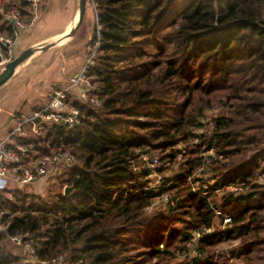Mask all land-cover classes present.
Wrapping results in <instances>:
<instances>
[{"label":"trees","instance_id":"obj_1","mask_svg":"<svg viewBox=\"0 0 264 264\" xmlns=\"http://www.w3.org/2000/svg\"><path fill=\"white\" fill-rule=\"evenodd\" d=\"M89 1L87 45L98 43L90 72L101 103L81 106L73 130L46 125L40 137H14L35 144L33 157L62 142L76 162L46 198L15 183L0 190V264H53L59 253L69 264H170L178 256L177 264H218L215 248L227 240L239 241L231 255L241 261L220 264H264V187L256 182L264 168V0ZM3 5L17 8L25 25L34 19L27 0ZM14 29L0 16V33L15 40ZM217 96L223 109L203 125L200 107ZM206 151L210 189L237 184L241 193L192 191L185 178ZM154 153L161 165H178L158 190L143 159ZM65 185L73 186L69 196ZM163 192L169 200L152 208ZM225 215L231 225L204 234L191 256V232L217 227ZM16 232H27L34 260L10 248L23 251L10 240Z\"/></svg>","mask_w":264,"mask_h":264},{"label":"built area","instance_id":"obj_2","mask_svg":"<svg viewBox=\"0 0 264 264\" xmlns=\"http://www.w3.org/2000/svg\"><path fill=\"white\" fill-rule=\"evenodd\" d=\"M27 1L34 10L35 19V13L38 10L40 0ZM0 16L3 19L10 20L14 24L17 38L19 37L18 27L29 29L34 20L28 25L23 24L20 19V11L17 8L6 9L3 5V0H0ZM15 41L16 39L14 40L8 33H0L1 60H6L5 56L11 57ZM97 48L98 43L89 50L90 53L85 62L65 84L51 87L45 105L33 110L27 116L16 114L12 116L11 127L0 139V190H6L12 183L19 185L40 183L44 186L54 184L57 181V177L63 173L65 168H69L75 164L76 155L62 142L51 152L39 157H33L30 155V152H34L35 154L37 151L35 144L31 141L27 143L16 142L14 141V137H27L31 134L40 137L46 125H58L67 130H73L80 124L83 117L81 106L97 107L100 105L101 100L98 96L100 84L90 72ZM5 49L8 51L7 55L5 54ZM199 120L203 125L206 124L204 118H200ZM209 128H212L211 124ZM59 139L61 140V138ZM202 156L203 160L197 171L185 178L186 183L191 187L192 191L206 197L214 191L239 194L244 190L242 185L237 184H230L221 189L211 190L213 181L211 179L203 181L202 179L208 176V166L211 161L210 156H213V151L203 152ZM143 159L149 170H152L151 176L154 175L156 177V182H152L150 188L158 190L159 184L164 179L162 173L158 171L161 163L158 161V158L149 159L145 156ZM256 182L264 187V168L257 172ZM6 195L8 196V193ZM157 200L166 203L169 200V193L163 192ZM214 211L218 216L220 215V212ZM4 215L5 211L0 209V231L6 229L2 222ZM231 222V217L225 215L217 227H204L201 230H193L186 242V247L195 253V246L204 234H216L219 231H223L231 225ZM10 240L14 245L23 248L27 258L34 260V247L28 238L27 232H16L10 237ZM53 264L69 263L65 262L64 254L59 253L54 257Z\"/></svg>","mask_w":264,"mask_h":264},{"label":"rangeland","instance_id":"obj_3","mask_svg":"<svg viewBox=\"0 0 264 264\" xmlns=\"http://www.w3.org/2000/svg\"><path fill=\"white\" fill-rule=\"evenodd\" d=\"M41 4L42 7L38 8V10L36 11V18L33 20L31 28L26 30L25 28L18 27L19 37L13 44L11 57L5 56L6 60H2V62H0V71L3 70L6 62L16 57L22 50L30 46H36L37 44L45 41L43 40L44 36L47 37V35L60 31L64 27V24L70 22L71 19L69 18L74 11L76 0H41ZM92 9L93 7L91 2L87 0L85 19L74 32L71 39L68 40L69 42L66 44L65 49H69H66V53L65 51H62L63 47L61 46L45 51H37L25 63L19 65L16 68V72L14 73V75L0 87V108L2 110L0 112V127L6 121L9 112H12L15 109L21 107L23 100H29L30 98L37 96V101H44L43 95L49 89L47 85L48 81H46V86L40 88V94L36 93L34 96L30 97V94H32L33 90L32 83L38 80V77H46L47 75L53 77V75L58 72L59 76L55 80L60 81L64 79V75H62L60 72L61 65H64V70L62 71L64 74H69L72 69H75L80 65L82 66L90 53L89 50L93 47L91 45H87V40L91 36V28H89L90 26L88 25L87 18ZM81 46L83 48L82 52L75 53L74 48ZM67 54L68 61L66 62V60H64V62H62V57L66 56ZM52 77L51 79H53ZM28 79H30V81ZM38 83H40V81ZM196 107H199V105H196ZM200 109L201 110L199 111V118H204V120H206L205 125L207 126L212 117L218 114L223 109V105L221 104V99L219 98V96H217L214 99V104L204 105L200 107ZM20 110L23 113H27L29 109L27 107H24ZM202 129L200 131H202ZM203 130L208 129L207 127H204ZM2 133L3 131L0 132V135ZM177 148L179 149L181 154L178 155L176 161L181 162L183 166V164L185 163V158L188 156L186 155V148L183 145H179ZM146 157L158 158V155L154 153L151 157ZM161 166L164 168L162 176H173L178 169L177 164L170 165L169 163H165ZM151 178H153L152 182L155 183L156 177L152 175ZM202 180H207V177H204ZM39 184L40 183L29 184L28 186L20 188V190L23 193L25 192L29 195L35 194L46 198L50 193L57 192L61 188L60 183H54L48 186L42 185V187L39 186ZM8 196L10 199L15 201V198L12 195L8 194ZM164 205L165 203H162L160 200H155L153 202L152 208H157L159 206L163 207ZM7 244L9 246L12 245V243L9 241ZM238 244V240H227L219 243L215 248L216 259H214V261L218 262V264L227 259L230 260L229 262L233 261L235 263L241 261L238 258L233 259L231 255V251L236 250L235 248L238 246ZM190 254L191 256H193L195 253L190 252ZM182 260L183 258L181 256H178L170 264H177Z\"/></svg>","mask_w":264,"mask_h":264},{"label":"crops","instance_id":"obj_4","mask_svg":"<svg viewBox=\"0 0 264 264\" xmlns=\"http://www.w3.org/2000/svg\"><path fill=\"white\" fill-rule=\"evenodd\" d=\"M42 4H41V0H40V2H39V6H38V8H41L42 6H41ZM75 9H76V5H75V8H74V11L72 12V15H71V17L69 18V19H71L70 20V22H67L66 24H64V27L60 30V31H57V32H54V33H52V34H50V35H47V37L46 36H44V38H43V40H47V39H51V38H57L58 36H60L61 34H64L65 32H67L69 29H70V27H71V25L75 22V19H76V14L74 15V13H75ZM88 18L89 19H91V13L89 14V16H88ZM27 30V29H26ZM62 36V35H61ZM71 38H69L68 40H70ZM68 40H66V41H64L63 43H59L58 45H55V46H53V47H50V48H48V49H51V48H57V47H59V46H61L62 47V45L63 44H65V43H68L69 41ZM47 49V50H48ZM66 53V52H65ZM64 53V54H65ZM35 54V53H34ZM67 56H68V54L66 55V56H64V57H62V62H64V60H66V62L68 61V58H67ZM32 57V56H31ZM30 57V58H31ZM29 58V59H30ZM80 67H81V65L79 66V67H77V68H75V69H72V71L69 73V74H64L62 71L64 70V65H61V67H60V72H61V74L62 75H64L63 77H64V79L63 80H60V81H57V80H55L58 76H59V73L58 72H56L54 75H53V77L52 76H44V77H38V80H36V81H34L33 83H32V88H33V90H32V94H30V97H32V96H34L36 93H38V94H40L41 93V91H40V88H43L44 86H46V81H48V91L46 92V93H44V95H43V97H44V101H37L38 100V97L37 96H35V97H32V98H30L29 100L28 99H25V100H23V102H22V104H21V107L20 108H17V109H15L14 111H12V112H9V115H8V117H7V119H6V121L3 123V125L0 127V132H2L3 131V133L0 135V139L8 132V130H9V128L11 127V121H12V116L14 115V114H16V115H24V116H27V115H29L33 110H35V109H37V108H40V107H42L43 105H45L46 104V102H47V100H48V97H49V93H50V90H51V87L52 86H57V85H63V84H65L67 81H68V79L72 76V75H74L79 69H80ZM51 77L53 78V79H51ZM29 81H30V79H28ZM40 81V83H38ZM24 107H27L29 110L27 111V113L25 112V113H23L20 109L21 108H24ZM31 108V109H30ZM2 110H1V108H0V112H1ZM9 116H11L10 117V121H9V123L7 124V122H8V118H9ZM12 186V185H11ZM26 186H28V185H26ZM13 251H17V252H19L20 253V251H21V253L20 254H22V253H24V251H22L20 248H18V247H15V246H12V247H10ZM15 248V249H14Z\"/></svg>","mask_w":264,"mask_h":264},{"label":"water","instance_id":"obj_5","mask_svg":"<svg viewBox=\"0 0 264 264\" xmlns=\"http://www.w3.org/2000/svg\"><path fill=\"white\" fill-rule=\"evenodd\" d=\"M86 2L87 0H76V9L75 13H78L77 20L71 25L70 29L65 32L64 34H61L62 36H58L57 38H51L49 40H45L36 46H30L24 50H22L16 57L11 59L10 61L6 62L4 68L2 71H0V87L8 81L16 72V68L25 63L34 53L37 51H45L50 47H53L55 45H58L59 43H63L64 41L68 40L72 37L74 32L77 30V28L81 25L84 16H85V10H86ZM0 57V62H1ZM10 117L8 118V122L10 121ZM73 192V186L72 185H65L62 189V193L65 196L71 195Z\"/></svg>","mask_w":264,"mask_h":264},{"label":"flooded vegetation","instance_id":"obj_6","mask_svg":"<svg viewBox=\"0 0 264 264\" xmlns=\"http://www.w3.org/2000/svg\"><path fill=\"white\" fill-rule=\"evenodd\" d=\"M84 19H85V16H84ZM84 19H83V20H84ZM88 20H89V18H87V22H88V24H89V21H88ZM66 44H67V43L63 44V46H62V47H63V48H62V51H65V52H66V51L69 49V48H68V49L66 48L67 50L65 49ZM69 47H70V46H69ZM82 50H83L82 46H81V47H76V48H74L75 53H81ZM62 51H61V52H62ZM60 67H61V66H60Z\"/></svg>","mask_w":264,"mask_h":264},{"label":"bare ground","instance_id":"obj_7","mask_svg":"<svg viewBox=\"0 0 264 264\" xmlns=\"http://www.w3.org/2000/svg\"><path fill=\"white\" fill-rule=\"evenodd\" d=\"M77 16H78V13L76 12V19H75V21L77 20ZM61 36V35H60Z\"/></svg>","mask_w":264,"mask_h":264}]
</instances>
